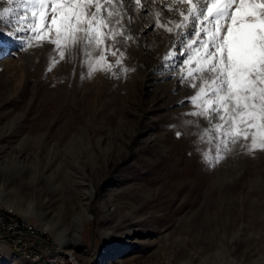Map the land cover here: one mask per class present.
I'll list each match as a JSON object with an SVG mask.
<instances>
[{
	"label": "rangeland",
	"instance_id": "1",
	"mask_svg": "<svg viewBox=\"0 0 264 264\" xmlns=\"http://www.w3.org/2000/svg\"><path fill=\"white\" fill-rule=\"evenodd\" d=\"M141 5L123 0L136 38H117L126 74L95 70L103 61L86 58L82 43L60 59L47 41L0 37V212L34 228L38 264H72L69 250L81 264H264V150L249 153L241 140L215 166L202 159L199 129L183 124L198 118L181 116L199 81L179 83L163 60L173 44L179 52L177 25L191 5ZM87 51L100 55L95 44ZM84 194L92 201L81 212ZM0 264L34 263L0 234Z\"/></svg>",
	"mask_w": 264,
	"mask_h": 264
},
{
	"label": "snow or ice",
	"instance_id": "2",
	"mask_svg": "<svg viewBox=\"0 0 264 264\" xmlns=\"http://www.w3.org/2000/svg\"><path fill=\"white\" fill-rule=\"evenodd\" d=\"M6 2L9 7L0 11V21H9L21 5L24 13L6 33L0 28V37L24 39L29 47L42 46L47 41L55 46L54 53L60 59L66 50L82 43L86 58L103 61L95 70L114 76L116 68L123 74L129 71L123 65L125 53L116 47L119 36L136 39L123 23L127 15L123 0H55L53 7H49L52 0ZM134 2L143 7L141 0ZM187 2L191 5L188 15L181 13L183 20L176 29L179 52L173 44L163 60L165 65L172 62L174 71L179 69V83L191 81L190 87L196 88L199 81L196 94L185 98L192 110L181 114L198 118L183 120L184 125L199 129L193 133L197 137L193 141L197 151L215 166L241 140L251 141L245 145L249 153L264 150V0H203V6L199 0ZM13 4L17 7H11ZM93 8L95 11H91ZM128 21L131 23V17ZM160 26L157 20L156 27ZM49 31L51 34H46ZM20 33L28 35L21 37ZM93 44L100 52L98 57H90L87 51ZM198 51L200 55L193 60ZM108 55L116 57L115 64L107 62ZM89 67L91 74V63ZM199 118L206 120L208 126L201 125ZM181 134L176 133L178 137ZM199 144H207L208 148L202 149Z\"/></svg>",
	"mask_w": 264,
	"mask_h": 264
},
{
	"label": "built area",
	"instance_id": "3",
	"mask_svg": "<svg viewBox=\"0 0 264 264\" xmlns=\"http://www.w3.org/2000/svg\"><path fill=\"white\" fill-rule=\"evenodd\" d=\"M34 228L23 225L19 220L10 219L0 212V234L7 240L14 252L38 264L41 260L38 237L32 235Z\"/></svg>",
	"mask_w": 264,
	"mask_h": 264
},
{
	"label": "bare ground",
	"instance_id": "4",
	"mask_svg": "<svg viewBox=\"0 0 264 264\" xmlns=\"http://www.w3.org/2000/svg\"><path fill=\"white\" fill-rule=\"evenodd\" d=\"M44 180V179H43ZM42 180V181H43ZM46 180V179H45ZM49 180V179H48ZM45 183V182H44ZM47 184V183H46ZM70 201V200H69ZM91 201H92V195L91 194H84V195H82L80 198H79V202H78V206H79V208L81 209V212L83 211V209H84V207L85 206H89L90 204H91ZM74 202V201H73ZM74 204V203H73ZM71 210H72V208H71ZM61 211V210H60ZM64 211V210H63ZM73 211V210H72ZM80 212V213H81ZM41 214H42V216L44 217L45 215V212L43 211H41ZM68 215V214H67ZM61 216V215H60ZM70 216V215H69ZM75 216V215H74ZM59 217L57 218V223L59 222ZM73 219V218H72ZM80 219V218H79ZM52 222V223H51ZM75 222H77V221H75ZM53 225V224H55V222H54V220H52V221H50V222H46V226H50V225ZM56 225V224H55ZM54 225V226H55ZM47 228V227H46ZM114 241H115V239H113ZM62 242V241H61ZM65 253H66V255H67V257L70 259V262L72 263V264H81V262H80V260H79V258L74 254V252L72 251V250H69V251H65Z\"/></svg>",
	"mask_w": 264,
	"mask_h": 264
}]
</instances>
